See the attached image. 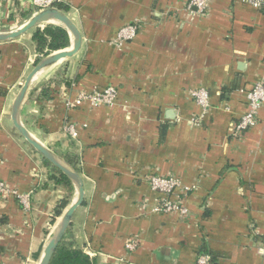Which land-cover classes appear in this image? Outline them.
<instances>
[{"label": "crops", "instance_id": "1", "mask_svg": "<svg viewBox=\"0 0 264 264\" xmlns=\"http://www.w3.org/2000/svg\"><path fill=\"white\" fill-rule=\"evenodd\" d=\"M62 1L81 49L40 76L21 118L57 154L79 157L85 201L67 230L74 243L95 264H195L204 248L212 264H264V107L253 128L233 133L247 92L264 80V7L210 0L199 12L188 0ZM34 14L32 0H0V32ZM127 24L138 26L135 38L115 43ZM33 31L0 41V180L33 192L29 212L16 199L0 200V264H38L65 211L55 215L65 190L51 180L52 165L11 119L39 56ZM60 71L71 84L54 89L49 82ZM108 86L118 89L113 104L71 107L79 92ZM197 88L207 90V108L191 96ZM155 175L192 187L179 192L187 214L156 211Z\"/></svg>", "mask_w": 264, "mask_h": 264}, {"label": "built area", "instance_id": "2", "mask_svg": "<svg viewBox=\"0 0 264 264\" xmlns=\"http://www.w3.org/2000/svg\"><path fill=\"white\" fill-rule=\"evenodd\" d=\"M258 7H264V0H246ZM210 0H188L190 8L195 7L199 12H205L208 9ZM35 13L49 8H59L62 0H32ZM138 26L136 24H127L121 27L117 33L115 43H123L135 38ZM195 101L202 107L209 106V94L205 88L193 89L190 92ZM118 97V89L115 86L105 88H94L92 91L79 92L77 97L71 102L72 106H79L84 102L93 105H111ZM247 110L240 117L238 122L233 125V133L240 135L253 128L259 120V113L264 107V80L254 84L251 90L246 94ZM66 131L72 138L78 137V131L73 123L66 125ZM150 184L154 191L158 192L162 197V203L156 208V211L163 210L165 212L177 211L182 215L187 214V208L179 199V192H189L192 187L186 186L177 177H163L155 175L150 177ZM16 199L22 210L29 212L32 209L33 192H22L10 186L6 181L0 180V200ZM128 249L136 248V241L127 244ZM259 250L264 253V240L260 241ZM195 264H212L210 254L200 252L197 254Z\"/></svg>", "mask_w": 264, "mask_h": 264}, {"label": "water", "instance_id": "3", "mask_svg": "<svg viewBox=\"0 0 264 264\" xmlns=\"http://www.w3.org/2000/svg\"><path fill=\"white\" fill-rule=\"evenodd\" d=\"M47 24H56L65 28L70 34L71 45L68 48L50 53L35 64L34 68L21 84L20 89L13 100L11 107V119L15 129L25 139V141L30 144V146H32L42 158L46 159L52 166L58 169L61 173L65 174L71 180L74 186V198L61 214L60 220L45 244L43 255L38 264H50L57 247L62 242L72 223L76 210L84 204L85 187L80 171L66 161L65 158L38 140L22 122L21 112L26 97L35 82L48 69L75 56L81 49L83 37L80 29L74 22L73 17L70 16L67 11L58 8L41 10L35 13L27 20V22L22 24L17 29L13 31L0 32V41L12 40L31 31L32 29H35L36 27H43Z\"/></svg>", "mask_w": 264, "mask_h": 264}, {"label": "trees", "instance_id": "4", "mask_svg": "<svg viewBox=\"0 0 264 264\" xmlns=\"http://www.w3.org/2000/svg\"><path fill=\"white\" fill-rule=\"evenodd\" d=\"M18 2V0H13ZM59 8L64 11H69V6L64 3L59 4ZM28 12H20V16H26ZM14 16L10 17V20H13ZM32 40L36 45V50L39 53V56L36 59V63L40 59L53 53L58 50L68 48L71 44V37L69 32L62 26L56 24H47L44 27H36L32 34ZM64 71L58 72L51 80L50 84H54V89L61 83H67L68 85L71 82L64 80ZM65 160L68 161L73 167L78 171V161L79 157L72 154L66 153L64 156ZM46 163L51 165L46 159ZM54 172L51 174V180L65 190V196L60 200L58 205L55 208V215L59 216L62 211L67 207L73 193V183L71 180L63 173H61L54 166ZM4 222L0 219V223ZM205 250V251H204ZM202 252H208L204 248ZM50 264H95L91 256L82 248L78 247L74 241L71 239V234L69 231L66 232L62 242L57 247Z\"/></svg>", "mask_w": 264, "mask_h": 264}, {"label": "bare ground", "instance_id": "5", "mask_svg": "<svg viewBox=\"0 0 264 264\" xmlns=\"http://www.w3.org/2000/svg\"><path fill=\"white\" fill-rule=\"evenodd\" d=\"M13 31V30H12Z\"/></svg>", "mask_w": 264, "mask_h": 264}]
</instances>
